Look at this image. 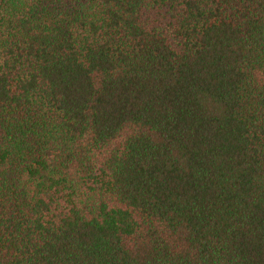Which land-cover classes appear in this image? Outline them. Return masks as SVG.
I'll list each match as a JSON object with an SVG mask.
<instances>
[{
  "label": "trees",
  "instance_id": "1",
  "mask_svg": "<svg viewBox=\"0 0 264 264\" xmlns=\"http://www.w3.org/2000/svg\"><path fill=\"white\" fill-rule=\"evenodd\" d=\"M0 264H264V0H0Z\"/></svg>",
  "mask_w": 264,
  "mask_h": 264
}]
</instances>
